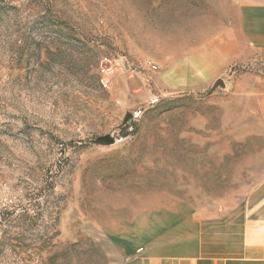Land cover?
<instances>
[{
    "label": "rangeland",
    "instance_id": "rangeland-1",
    "mask_svg": "<svg viewBox=\"0 0 264 264\" xmlns=\"http://www.w3.org/2000/svg\"><path fill=\"white\" fill-rule=\"evenodd\" d=\"M240 4L0 0V264L264 249V50ZM197 52L227 60L209 87L161 85Z\"/></svg>",
    "mask_w": 264,
    "mask_h": 264
},
{
    "label": "crops",
    "instance_id": "crops-1",
    "mask_svg": "<svg viewBox=\"0 0 264 264\" xmlns=\"http://www.w3.org/2000/svg\"><path fill=\"white\" fill-rule=\"evenodd\" d=\"M243 17L249 19L245 32L249 41L264 50V0H240ZM244 2V3H243ZM245 41H235L234 48L246 49ZM220 50V49H219ZM220 56V58H219ZM222 58V59H221ZM227 60L221 53L210 57V53L197 52L187 58L176 59L158 76L162 86L169 90L191 91L209 87L224 70ZM258 113L264 122V95L260 99ZM144 254L138 264H264V249L226 250L220 256L204 255L192 252L151 251ZM175 254V255H174ZM196 254V255H193Z\"/></svg>",
    "mask_w": 264,
    "mask_h": 264
},
{
    "label": "built area",
    "instance_id": "built-area-1",
    "mask_svg": "<svg viewBox=\"0 0 264 264\" xmlns=\"http://www.w3.org/2000/svg\"><path fill=\"white\" fill-rule=\"evenodd\" d=\"M151 68L153 70H157L158 68L155 65H152ZM150 105H156L157 103H159V98L158 97H153L152 99H150L149 101ZM141 112L137 111L135 113H133V115L131 116V120H135L136 118H138L140 116Z\"/></svg>",
    "mask_w": 264,
    "mask_h": 264
},
{
    "label": "water",
    "instance_id": "water-1",
    "mask_svg": "<svg viewBox=\"0 0 264 264\" xmlns=\"http://www.w3.org/2000/svg\"><path fill=\"white\" fill-rule=\"evenodd\" d=\"M123 65H124L125 68H128L127 65H126V62H124V61H123ZM129 118H130V116L126 118V121H127Z\"/></svg>",
    "mask_w": 264,
    "mask_h": 264
}]
</instances>
